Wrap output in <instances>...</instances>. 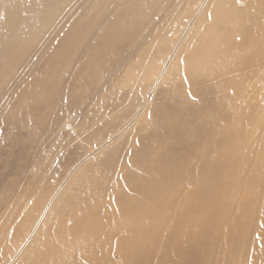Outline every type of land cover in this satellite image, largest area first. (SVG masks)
<instances>
[{"label": "bare ground", "instance_id": "1", "mask_svg": "<svg viewBox=\"0 0 264 264\" xmlns=\"http://www.w3.org/2000/svg\"><path fill=\"white\" fill-rule=\"evenodd\" d=\"M71 1L0 0V264H264V0Z\"/></svg>", "mask_w": 264, "mask_h": 264}, {"label": "rangeland", "instance_id": "2", "mask_svg": "<svg viewBox=\"0 0 264 264\" xmlns=\"http://www.w3.org/2000/svg\"><path fill=\"white\" fill-rule=\"evenodd\" d=\"M80 2H81V0H72L67 5V7L63 11V13L60 15V18L63 19V17H66V19H67L68 17H70L73 19L74 11L78 7ZM55 29H56L55 27H51V29L48 31V34L51 35V37H50L51 40L56 39V41H57L58 36L57 35L55 36V34H57V30L54 32ZM56 43L53 45V47H55L57 45ZM42 46H41V48L39 47V49L36 48V49H33V50L31 49V50L27 51V53L22 58V59H24V61L22 62L23 68L20 67L23 70L21 69V71L18 72L19 74H23V75H25L26 78H28V76L36 75L37 73L40 72L43 64L45 63V62H43L44 60H41V59H43L42 57L44 55L43 54L44 50H43ZM127 52H129V51H127ZM25 60H27V61H25ZM27 62H29L28 66H27ZM27 68H28V70H27ZM18 76L21 77V75H18ZM71 78H72L71 75L65 77L64 83H66V85H67ZM13 83L14 82L11 81V82H8L7 85L5 84V86H4L5 90H8V92H6L7 96L5 95L7 98H5V100H4L7 104H11L14 101V97H12V98L10 97V96H14L13 92L15 91V89H14ZM157 97H159V96H157ZM16 132L12 131V133L8 134V137H10L11 139H19V141L21 143H20V146H17L18 148L14 147L12 152H11L10 149L8 148V142H9L8 139L9 138L7 137V132L4 128L0 129V186L1 185H7V183L10 182L14 178V176H16L14 173L16 171V169H15L16 164L23 165L24 170H25V174H29L30 171H32L29 167L30 160L32 158H35V157H38L39 159L42 158V156H44L46 151L50 148V144H51V141L53 139V135L50 136L49 138H47V136L45 134L44 135H42V134L37 135L36 140H40L41 144H42L41 146H43V149L40 148V150H39V148H37L38 142L37 143L33 142V143H31V145H28L27 142L22 141V139L26 138V130L19 129ZM63 133H64V131L62 130L60 132V134L62 135ZM5 135L7 138H5ZM62 136L64 137V135H62ZM51 137H52V139H50ZM33 147L35 149H33ZM22 151H25L26 155L20 157L19 153ZM9 152L11 153L10 156H8ZM41 152H43L42 156H41V154H42ZM71 152H72L71 149H66L63 152H61L60 154H58L54 158L55 159L53 161L54 165L57 167H61V166L65 165V163H67L69 160L68 157H69V154ZM6 163H7V165H6Z\"/></svg>", "mask_w": 264, "mask_h": 264}]
</instances>
